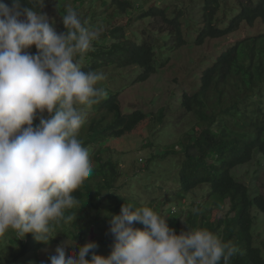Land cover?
<instances>
[{"label":"trees","instance_id":"trees-1","mask_svg":"<svg viewBox=\"0 0 264 264\" xmlns=\"http://www.w3.org/2000/svg\"><path fill=\"white\" fill-rule=\"evenodd\" d=\"M108 2L113 18L118 14L123 16L131 6L130 0ZM2 3L11 7L12 0ZM21 6L40 11L36 1L21 0ZM141 16H157L152 20L155 22L153 30L145 27L139 32L133 31L138 39H130L124 31L128 23L113 26L108 30L110 34L105 33V28L98 32L92 50L82 57V70L99 72L108 66L135 65L137 80L144 81L167 62L161 59L162 47H178L187 42L188 29L187 26L183 28L181 12L168 16L163 8L149 7ZM79 17L86 21L83 17L87 19L88 13ZM159 19L165 28L157 23ZM92 20L97 21L93 17ZM162 30L170 35L171 43L169 40L166 46L160 45V39L154 35ZM240 30L243 36L238 38L235 34ZM195 33V44L230 33L236 39L224 45L201 70L198 84L192 87L190 94L183 93L181 105L193 114L195 123L162 153L180 156L175 165L178 166L176 181L182 191L189 193L206 184L209 206H220L228 200L234 212L216 222L204 213L201 221L189 224L191 229H207L223 241L233 242L239 251L230 264H264V242H257L256 235L259 214L264 216V196L251 194L249 187L233 175V168L249 162L254 153L261 155L259 158L264 164V0H204L200 25ZM106 92L98 103L86 107L92 113L86 116L78 136L85 146H90L92 173L72 193L78 205L65 211V218L53 226L55 230L75 226L83 233L92 223L103 231L104 225L110 224V215L119 214L108 212L107 217L104 214V207L113 204L112 191L118 188L116 182L122 173L120 160L110 153L113 145L108 144V139L132 133L145 120V114L140 110L126 112L128 108L120 106L118 90L106 88ZM38 123V119L33 121L34 126ZM155 155L147 158L144 170L150 171L155 166L150 162L161 157L159 153ZM105 198L107 205L103 204ZM94 212L95 218L91 214ZM173 213L169 209L165 219L179 234L184 228L177 217L173 218ZM159 214L162 215L160 211ZM104 244H108L107 241L98 244L100 252Z\"/></svg>","mask_w":264,"mask_h":264},{"label":"clouds","instance_id":"clouds-1","mask_svg":"<svg viewBox=\"0 0 264 264\" xmlns=\"http://www.w3.org/2000/svg\"><path fill=\"white\" fill-rule=\"evenodd\" d=\"M61 21L65 31L58 33L46 13L22 7L21 0L11 7L0 2V237L12 230L45 245L65 211L78 205L72 193L93 170L90 146L78 139L86 112L77 106L107 95L96 86L104 73L82 70L98 31L71 8ZM109 232L108 256L96 254L95 241L77 250L72 238L47 264H230L239 251L207 229L176 234L165 216L131 203L110 215Z\"/></svg>","mask_w":264,"mask_h":264},{"label":"rangeland","instance_id":"rangeland-1","mask_svg":"<svg viewBox=\"0 0 264 264\" xmlns=\"http://www.w3.org/2000/svg\"><path fill=\"white\" fill-rule=\"evenodd\" d=\"M31 1H36L40 11L54 20L58 33L65 31L61 19L67 14V9L71 8L81 16L84 12L88 13V20L83 17L86 21H81L89 30L101 32L106 28L105 33L110 34L108 30L113 26L116 28L128 23L124 31L130 39H138L134 37L133 31L139 32L145 27L153 30L152 26L155 22L152 20L157 16H141L142 11L149 7L163 8L168 16L181 12L182 18L184 17L182 19L183 28L187 26L186 29H188L185 38L187 42L178 47H162L161 59H167V62L146 80H137L138 69L135 65L122 68L108 66L99 71L104 73L106 79L98 82L97 87L105 91L106 88L118 90L120 106L127 107L126 112L140 110L145 114V120L140 122L132 133L120 138L108 139V144L113 145L110 153L114 155V159L118 157L120 160L122 173L116 182L118 188L112 191L114 196L111 197V202L113 204L107 208L104 207V214L107 217L110 213H120V208L124 203H131L134 207L148 206L158 213L160 211L165 217L171 209L174 212L173 218L177 217L184 231L187 228L191 229L189 224L194 220L197 223L201 221L204 213L208 214L210 220L214 222L232 216L234 212L230 210L228 200L220 206L214 204L209 206L206 201L208 196L206 184L189 193L182 191L176 181L178 166L175 165L180 156L162 153L167 146L175 143L179 136L195 123L193 114L186 112L181 105L183 93L190 94L192 87L198 84L201 70L210 63L224 45L236 39L230 33L225 37L208 38L202 44H195V30L200 25L204 0H130L131 6L126 9V13L123 16L118 14L114 18L108 0H84V3L82 0H76L77 2L73 0ZM92 17L97 21H93ZM157 23L165 28L160 19ZM242 32V30L240 33L235 32V35L240 38L243 36ZM154 35L160 39V45L166 46L169 43L170 35L167 30ZM32 47L28 51L35 54L36 50ZM77 107L86 112V116L92 113V110L86 108L87 106L78 105ZM157 152L161 157L150 162L155 166L151 167L150 171L144 170L147 158L158 154ZM259 157L262 158L261 155L254 153L249 162L233 168V175L249 187L251 194L261 193L264 196V164ZM117 197L118 200H116ZM106 200L107 198L103 201L104 205H107ZM76 213L79 211L77 210ZM91 214L95 218V212ZM89 217L92 218L90 215ZM259 218L256 229L257 242H264V216L259 214ZM134 227L144 226L134 223ZM109 228L110 224L104 225L102 231L98 225L91 223L88 230L83 233H79L80 229L75 226L66 227L64 230L53 229L52 239L47 245L37 242L31 234L22 238L9 230L3 237H0V264H42V262L47 264L48 258L54 255L55 248L62 241H71L72 238L77 242V250L90 241H95L97 245L102 240L107 241L108 244L103 245L102 252L99 251L100 246L95 249L98 251L96 254L106 257L114 243ZM111 238H113L112 241H110ZM86 259L91 260V254L86 256Z\"/></svg>","mask_w":264,"mask_h":264}]
</instances>
